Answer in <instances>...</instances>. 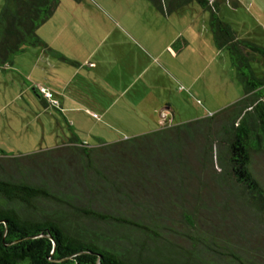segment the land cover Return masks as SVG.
Masks as SVG:
<instances>
[{"label":"trees","instance_id":"obj_1","mask_svg":"<svg viewBox=\"0 0 264 264\" xmlns=\"http://www.w3.org/2000/svg\"><path fill=\"white\" fill-rule=\"evenodd\" d=\"M149 2L165 16L192 4L209 13L214 44L228 52L242 98L211 116L165 123L118 142L91 146L73 134L61 146L30 154L0 150V264H182L131 257L111 237L86 225L147 233L150 213L155 208L161 212L174 200L187 217L189 199L201 190L189 180L197 175L194 162L207 167L216 144L218 168L228 187L264 221V188L251 170L252 154L264 151V78L252 67L257 55L264 57V48L236 35L219 15L218 0ZM59 6L60 0H5L0 13L1 68L12 66L27 47L47 46L37 31ZM198 133L202 140L194 137ZM164 189L168 203H155L152 194Z\"/></svg>","mask_w":264,"mask_h":264},{"label":"crops","instance_id":"obj_2","mask_svg":"<svg viewBox=\"0 0 264 264\" xmlns=\"http://www.w3.org/2000/svg\"><path fill=\"white\" fill-rule=\"evenodd\" d=\"M218 1L236 35L264 48V0ZM209 20L197 4L165 16L149 0H61L37 31L47 46L0 67V150L30 154L73 134L92 146L150 133L176 124L185 90L197 101L196 120L238 101L242 85ZM37 85L53 91L58 108Z\"/></svg>","mask_w":264,"mask_h":264},{"label":"rangeland","instance_id":"obj_3","mask_svg":"<svg viewBox=\"0 0 264 264\" xmlns=\"http://www.w3.org/2000/svg\"><path fill=\"white\" fill-rule=\"evenodd\" d=\"M252 67L258 77L264 78L262 55L256 56ZM242 89L241 86L239 96L243 94ZM178 98L175 123L196 120L197 101L190 98L186 90ZM194 98L201 100L197 96ZM160 127L156 124L152 130ZM194 137L202 140L203 134L198 133ZM112 140L111 143L119 141ZM195 150L193 148V152ZM217 151L216 144L213 153L208 156L207 167L197 160L194 162L197 175L189 180L193 182V187L200 185L201 190L196 197L189 199L187 217L183 215L182 208L175 205H181L180 201L174 200L175 204L162 207L159 209L161 212L155 208L150 213L146 220V225L150 227L147 233L95 223H87L86 229L111 237L116 247L131 257L139 255L182 264H264V221L228 187L224 172H220V166L218 168ZM251 170L264 188V151L252 154ZM153 194L155 203H168V190H158Z\"/></svg>","mask_w":264,"mask_h":264},{"label":"built area","instance_id":"obj_4","mask_svg":"<svg viewBox=\"0 0 264 264\" xmlns=\"http://www.w3.org/2000/svg\"><path fill=\"white\" fill-rule=\"evenodd\" d=\"M36 89L38 91V93L49 102V104L53 107H59V101L55 98V94L53 93V91H51L48 87L44 86V85H37ZM212 114H209V116H211ZM165 124V123H163ZM161 124V125H163Z\"/></svg>","mask_w":264,"mask_h":264}]
</instances>
